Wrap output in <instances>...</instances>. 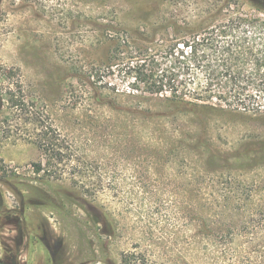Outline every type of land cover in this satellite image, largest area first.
<instances>
[{
    "label": "rangeland",
    "instance_id": "obj_1",
    "mask_svg": "<svg viewBox=\"0 0 264 264\" xmlns=\"http://www.w3.org/2000/svg\"><path fill=\"white\" fill-rule=\"evenodd\" d=\"M169 1L0 0V264H264L261 234L225 251L201 231L207 206L212 233L228 234L227 190L246 194L236 220L264 218V90H234L249 112L195 116L130 73L144 55L174 72L166 52L208 10ZM176 73L195 91L198 70ZM45 130L64 159L37 173Z\"/></svg>",
    "mask_w": 264,
    "mask_h": 264
},
{
    "label": "trees",
    "instance_id": "obj_2",
    "mask_svg": "<svg viewBox=\"0 0 264 264\" xmlns=\"http://www.w3.org/2000/svg\"><path fill=\"white\" fill-rule=\"evenodd\" d=\"M172 2L180 3L178 0H172ZM204 4L208 6V10L203 12L201 21L198 23L185 21L184 27L180 29H186V36L183 39H176V43L166 52L167 56L171 57L168 61L172 64L174 72L169 70V75H167L165 70L160 69L164 63H158L154 59L150 60L149 56L144 55L146 58L142 62L140 60L128 65L130 73L136 83L144 86L152 85L154 90L146 91L156 96L160 103L175 112L190 113L195 116L209 115L213 112L230 114L234 110L249 112L251 108L244 102L233 100V92L241 90L240 95L243 96L249 83H252L251 85L256 90H264V38L262 37L264 35V18L261 16L264 9L254 6L249 0H213L212 3L205 0ZM246 5L254 9L255 12L241 10ZM232 8L235 12L224 14V9ZM170 23L173 28H179L177 21H170ZM175 49H178L183 60L175 57ZM250 63L253 64L254 74L248 76L246 70ZM192 68L202 74L200 82L195 83L196 89L189 92L191 94L180 92L177 90L179 83H176L178 78L176 70L187 69L189 71ZM235 70L238 72H234ZM192 81L190 80V82ZM189 85L186 84L185 89ZM166 88L168 90H164ZM134 91L136 93L142 91V95L145 94L143 90ZM214 100L217 102L214 103ZM253 111L264 113L261 108L253 109ZM203 125V120H200L199 126L203 127ZM36 144L46 159V164L42 161L35 164L37 173L42 171L43 164L44 167H52L62 163L64 159L63 147L54 134L45 130L41 140ZM223 194L220 198L223 199L224 204L219 207H222L220 215L227 218L224 220L227 230L220 229V232L225 231L228 234L223 233L220 238H216L212 233L213 228H211V224L214 223L210 220L213 216L212 208L204 206L205 221L209 222L206 223L208 224L206 227L201 229L204 237L215 238L218 247L225 251L238 245L239 238L250 234L253 235V238H249L245 243H254L255 233L261 234V239L264 242V218L252 219L251 222L236 220L241 211L238 208L235 209L236 207H233L234 204L231 202H233L232 199H242L246 195L245 192L227 190ZM246 197L250 196L247 194ZM228 217L231 220H228ZM123 262L125 264L142 263L139 258L132 259L128 256H124Z\"/></svg>",
    "mask_w": 264,
    "mask_h": 264
}]
</instances>
